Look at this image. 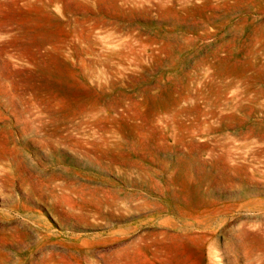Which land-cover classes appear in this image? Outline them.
<instances>
[{
    "label": "rangeland",
    "instance_id": "1",
    "mask_svg": "<svg viewBox=\"0 0 264 264\" xmlns=\"http://www.w3.org/2000/svg\"><path fill=\"white\" fill-rule=\"evenodd\" d=\"M0 264H264V0H0Z\"/></svg>",
    "mask_w": 264,
    "mask_h": 264
}]
</instances>
